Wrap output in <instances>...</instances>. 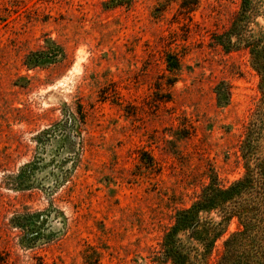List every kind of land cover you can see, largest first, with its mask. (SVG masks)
I'll return each mask as SVG.
<instances>
[{"label":"rangeland","instance_id":"374dc122","mask_svg":"<svg viewBox=\"0 0 264 264\" xmlns=\"http://www.w3.org/2000/svg\"><path fill=\"white\" fill-rule=\"evenodd\" d=\"M124 1L0 0V264H153L211 176L246 173L262 77L216 41L241 0Z\"/></svg>","mask_w":264,"mask_h":264},{"label":"trees","instance_id":"16d2710c","mask_svg":"<svg viewBox=\"0 0 264 264\" xmlns=\"http://www.w3.org/2000/svg\"><path fill=\"white\" fill-rule=\"evenodd\" d=\"M127 3L113 0L114 7ZM260 17L264 18V0H241L232 27L216 36L226 52L249 50L252 63L262 77V98L241 145L246 173L228 187L221 186L217 177L211 176L196 201L176 212L160 250L153 255V264H209L216 243L233 219L238 220L239 228L224 241L216 263L264 264V156L258 154L264 140V26L257 21ZM171 66L177 67L174 62ZM218 102L222 105L220 98ZM59 131L61 129L53 131L54 140ZM45 142H49L48 137L41 144ZM45 164L42 158L24 167L20 175L13 178L16 185L20 184L17 189L31 186L50 168H45ZM212 214L218 216V221Z\"/></svg>","mask_w":264,"mask_h":264}]
</instances>
